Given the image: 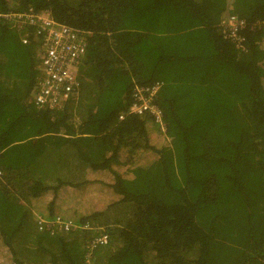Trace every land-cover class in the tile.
Listing matches in <instances>:
<instances>
[{
  "label": "trees",
  "instance_id": "1",
  "mask_svg": "<svg viewBox=\"0 0 264 264\" xmlns=\"http://www.w3.org/2000/svg\"><path fill=\"white\" fill-rule=\"evenodd\" d=\"M30 9L87 44L78 97L39 108L42 37L0 17V264H264V0H0ZM156 81L164 128L118 119ZM87 185L96 206L59 208Z\"/></svg>",
  "mask_w": 264,
  "mask_h": 264
},
{
  "label": "built area",
  "instance_id": "2",
  "mask_svg": "<svg viewBox=\"0 0 264 264\" xmlns=\"http://www.w3.org/2000/svg\"><path fill=\"white\" fill-rule=\"evenodd\" d=\"M0 17L15 22L16 26L31 25L34 33L42 37L41 51L38 55L36 69L37 80L31 97L36 107L58 109L63 104L79 95V78L77 71L86 51V37L88 32L74 30L53 20L49 12H0ZM222 34L230 38L236 46L241 47L243 41L239 30L244 26V21L236 15H230L220 22ZM26 42V38L22 39ZM160 82L156 81L147 85H135L132 93V102L126 113H121L118 119H123L125 114L142 115L151 114L154 121L163 129L162 112L153 101V96L160 89ZM39 228H50L52 225L62 227L64 230H73L70 221L59 217L54 219L36 218ZM91 238L92 242L105 245L108 241L106 233H97ZM90 239V241H91Z\"/></svg>",
  "mask_w": 264,
  "mask_h": 264
},
{
  "label": "rangeland",
  "instance_id": "3",
  "mask_svg": "<svg viewBox=\"0 0 264 264\" xmlns=\"http://www.w3.org/2000/svg\"><path fill=\"white\" fill-rule=\"evenodd\" d=\"M58 174V173H57ZM87 179H89V180H97V176H93V175H89L88 177H87ZM19 188H21V185L19 186ZM92 189V187L90 186V185H87V186H85V190L84 191H80V190H76L75 191V194H71V196L69 195V194H67V195H65L64 197L65 198H67V199H65L63 202H64V204H62V206H60L59 208H61V207H64L62 210H63V212H66V214H69L67 211H66V209L68 208V206H70V209H69V212L71 211L72 212V210H79V207L78 206H80V205H86L87 204V206H89V207H94V206H96V202H93L92 200H91V198H88V197H91V196H94V194H95V192L94 191H92L91 190ZM20 195H18V197H19ZM89 200H91L92 202L91 203H89ZM46 201H48V200H46ZM23 202H25V205H27L28 207H29V209H30V212H31V214H32V217L34 218V220L36 219V218H38V217H40V218H43V219H46V218H44V217H42L38 212H37V210H38V208H36L33 204H32V202L30 201H23ZM98 205V204H97ZM39 207V206H38ZM98 207V206H97ZM111 217H113V215H111ZM56 218V217H55ZM94 228H96V227H94ZM101 228V227H100ZM96 231H97V233H99L98 232V228H96L95 229ZM2 254H3V252H1ZM48 256V255H47ZM1 258H2V260H4L5 262H9V260L7 259V257H5V255L3 254L2 256H1ZM47 258V260H46V264H49V256L48 257H46ZM28 264H34V262L33 263H28Z\"/></svg>",
  "mask_w": 264,
  "mask_h": 264
}]
</instances>
